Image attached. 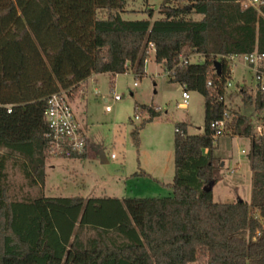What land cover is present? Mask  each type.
I'll use <instances>...</instances> for the list:
<instances>
[{
	"label": "trees",
	"instance_id": "1",
	"mask_svg": "<svg viewBox=\"0 0 264 264\" xmlns=\"http://www.w3.org/2000/svg\"><path fill=\"white\" fill-rule=\"evenodd\" d=\"M127 1L0 0V264H264V136L255 133L257 123L264 125V80L253 92L239 89L255 121L226 101L229 56L264 53V0L257 8L237 0H166L154 20L150 9L146 18L125 19ZM100 9L108 15L99 17ZM152 51L171 81L204 96L202 132L175 124L173 194L12 198L10 159L28 185L45 182L52 156L47 97L61 90L71 96L94 73L142 77ZM258 69L264 74V61ZM135 111L147 114L132 130L138 147L141 130L162 112L153 105ZM225 112V132L251 138L250 201L213 199L221 165L210 124Z\"/></svg>",
	"mask_w": 264,
	"mask_h": 264
},
{
	"label": "rangeland",
	"instance_id": "2",
	"mask_svg": "<svg viewBox=\"0 0 264 264\" xmlns=\"http://www.w3.org/2000/svg\"><path fill=\"white\" fill-rule=\"evenodd\" d=\"M165 1L128 0L122 15L125 19L146 18L150 9L153 12L151 20H154L162 17L160 9ZM187 1L169 0L168 3L184 4ZM107 15L108 11L104 9L98 11L99 17ZM193 17L201 16L193 14ZM190 59L195 61L198 57L192 56ZM230 62L232 66L233 62ZM242 62V59L236 61L231 85L228 86L230 95L226 101L232 108L252 116L255 121L256 113L239 89L244 87L253 92L257 80L252 70L239 64ZM145 70L146 74L142 77H136L132 71L121 74L102 73L96 79H89L85 86L79 87L72 98L76 103L79 121L86 125V157H48L45 162V182L41 186L28 185L20 168L11 159L7 163L6 178L9 195L16 199L39 194L84 198L171 196L173 189L167 181L172 182L174 174L175 124L188 123L190 134L202 132L205 124L204 96L196 91H188V106H180L184 89L179 83L170 80L163 64L154 60L153 52L150 53ZM242 79H245L244 83H240ZM115 95L119 99H114ZM107 105H110V110H106ZM138 105H153L162 114L141 130L137 147L132 130L147 116H135V107ZM250 146L251 138L228 132L216 139L214 154L218 157L221 170L220 178L212 188L214 201L232 202L239 197L250 201ZM101 150L107 162H101ZM139 166L155 174L134 175L139 171ZM160 174L164 176H161L162 182L155 179Z\"/></svg>",
	"mask_w": 264,
	"mask_h": 264
},
{
	"label": "built area",
	"instance_id": "3",
	"mask_svg": "<svg viewBox=\"0 0 264 264\" xmlns=\"http://www.w3.org/2000/svg\"><path fill=\"white\" fill-rule=\"evenodd\" d=\"M243 7H258L263 0H237ZM152 45V44H151ZM149 58H147L146 62ZM230 61L236 62L242 59L247 64L256 77L257 81L264 80V74L259 73V65L264 61V53L253 52L249 54H236L229 56ZM211 84V82H209ZM231 82H228V86ZM264 89V85H262ZM182 107L188 106L190 95L187 90L182 92ZM114 99H119L118 95ZM106 101H108L106 99ZM106 110H110V105L106 106ZM8 112L11 107L8 106ZM45 120L48 124V130L45 138L48 144V153L52 156L70 157L73 154L82 153L87 150V136L84 127L72 105L71 96L68 90H61L49 95L46 99V109L44 111ZM230 119L229 113L225 112L221 118L215 119L210 128L213 131V137L218 139L223 136L227 123ZM255 133L258 136H264V125L257 123ZM114 157V154H112Z\"/></svg>",
	"mask_w": 264,
	"mask_h": 264
},
{
	"label": "crops",
	"instance_id": "4",
	"mask_svg": "<svg viewBox=\"0 0 264 264\" xmlns=\"http://www.w3.org/2000/svg\"><path fill=\"white\" fill-rule=\"evenodd\" d=\"M153 52V51H152ZM239 64H241L243 67H246V68H248L249 70H252L249 66H247V64H245V63H239ZM237 65V63L236 62H233V64H232V66H231V80H232V78H233V75H234V68H235V66ZM253 72V71H252ZM100 74H102V73H94V74H92L90 77H88L84 82H82L80 85H79V87H81V86H85V84L88 82V80L89 79H96V77L98 76V75H100ZM253 74H254V72H253ZM231 80H230V82H231ZM245 82V79H242V81L240 82V83H244ZM233 84V83H232ZM234 86H236V84H234ZM79 87H78V89H79ZM82 92H83V90H81ZM80 91V92H81ZM74 94V93H73ZM73 94L71 95V101H72V105H73V107H74V110H75V112H76V110H77V107H76V103H74V100H73V98H72V96H73ZM105 101H106V99H105ZM82 126L84 127V129H85V131H86V125L84 126V123L82 122ZM86 151H88V148H87V150ZM11 160V159H10ZM9 161V160H8ZM8 161H7V163H8ZM140 170H143V171H145L146 173H148L149 174V176H152V175H154L155 173H154V171H152V170H145L144 169V167L143 168H141V166H139V171ZM6 171H7V165H6ZM45 171H46V166H45ZM139 171H137V172H139ZM141 175V174H140ZM138 176V175H137ZM164 177L162 174H160V175H156V177H155V179H157V181H160V182H162L161 180V178L162 177ZM174 177V174H173V176H172V178ZM170 181H167V184L168 185H170ZM119 197V196H118ZM123 197V196H122Z\"/></svg>",
	"mask_w": 264,
	"mask_h": 264
},
{
	"label": "water",
	"instance_id": "5",
	"mask_svg": "<svg viewBox=\"0 0 264 264\" xmlns=\"http://www.w3.org/2000/svg\"><path fill=\"white\" fill-rule=\"evenodd\" d=\"M215 64H216V71H217L218 74H220V72H221L220 62L216 61ZM100 157H101V162H107L108 161L103 150H101V152H100ZM211 187H212V185L208 186V187H205V190H210Z\"/></svg>",
	"mask_w": 264,
	"mask_h": 264
}]
</instances>
